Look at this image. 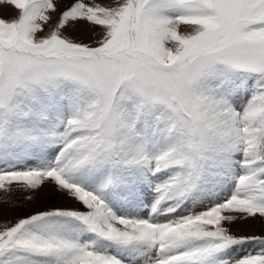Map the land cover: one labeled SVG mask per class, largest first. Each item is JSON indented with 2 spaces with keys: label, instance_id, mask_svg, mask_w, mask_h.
<instances>
[{
  "label": "snow or ice",
  "instance_id": "6c2138e0",
  "mask_svg": "<svg viewBox=\"0 0 264 264\" xmlns=\"http://www.w3.org/2000/svg\"><path fill=\"white\" fill-rule=\"evenodd\" d=\"M0 4V264H264V0Z\"/></svg>",
  "mask_w": 264,
  "mask_h": 264
},
{
  "label": "rangeland",
  "instance_id": "374dc122",
  "mask_svg": "<svg viewBox=\"0 0 264 264\" xmlns=\"http://www.w3.org/2000/svg\"><path fill=\"white\" fill-rule=\"evenodd\" d=\"M85 2H102L115 4L117 2H120V0H85ZM2 5L7 6L8 4ZM12 10L14 12V16H12V18H15V16L17 15V11L13 7ZM179 30L181 32H186L189 31V28L187 26L181 25ZM98 31L99 29L96 30V32ZM94 39L95 34L93 35V40ZM46 188L48 187L46 186ZM50 194L52 193L46 191L45 187L38 192H32L25 190L18 184L11 185L10 190L0 189V229L5 226H11L19 218L31 214V212L38 207H42L45 203L51 200L52 195ZM28 197H31L32 199L29 200ZM240 223L244 222H234L230 226L231 230L233 231L236 227H239ZM225 226L228 225L226 224Z\"/></svg>",
  "mask_w": 264,
  "mask_h": 264
},
{
  "label": "bare ground",
  "instance_id": "6f19581e",
  "mask_svg": "<svg viewBox=\"0 0 264 264\" xmlns=\"http://www.w3.org/2000/svg\"><path fill=\"white\" fill-rule=\"evenodd\" d=\"M12 16H14L12 6H10V5L6 6V5L0 4V18L11 19ZM79 27H80L79 25H75V26L69 25L68 29H67V33L76 34L79 31ZM94 34L95 33H93L92 36ZM45 190L48 191L49 193H52V190L50 187H48V188L45 187ZM50 195H52V194H50ZM233 231L234 232L243 231V232H247V233L259 234L261 231H264V220L257 219L255 221H250L248 223H240L239 227H236Z\"/></svg>",
  "mask_w": 264,
  "mask_h": 264
}]
</instances>
